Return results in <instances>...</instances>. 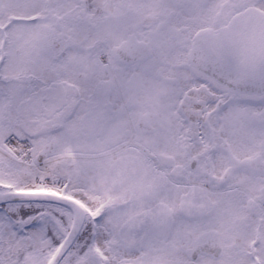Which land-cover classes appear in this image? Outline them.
Segmentation results:
<instances>
[{"label": "snow or ice", "instance_id": "obj_1", "mask_svg": "<svg viewBox=\"0 0 264 264\" xmlns=\"http://www.w3.org/2000/svg\"><path fill=\"white\" fill-rule=\"evenodd\" d=\"M0 264H264V0H0Z\"/></svg>", "mask_w": 264, "mask_h": 264}]
</instances>
